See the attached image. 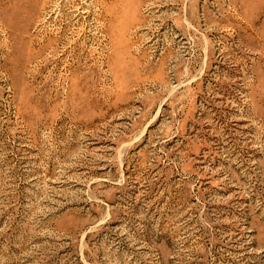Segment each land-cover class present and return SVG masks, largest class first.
I'll list each match as a JSON object with an SVG mask.
<instances>
[{
	"label": "rangeland",
	"instance_id": "obj_1",
	"mask_svg": "<svg viewBox=\"0 0 264 264\" xmlns=\"http://www.w3.org/2000/svg\"><path fill=\"white\" fill-rule=\"evenodd\" d=\"M0 264H264V0H0Z\"/></svg>",
	"mask_w": 264,
	"mask_h": 264
}]
</instances>
